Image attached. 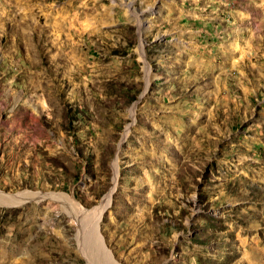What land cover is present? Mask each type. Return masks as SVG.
I'll use <instances>...</instances> for the list:
<instances>
[{
	"label": "rangeland",
	"instance_id": "obj_1",
	"mask_svg": "<svg viewBox=\"0 0 264 264\" xmlns=\"http://www.w3.org/2000/svg\"><path fill=\"white\" fill-rule=\"evenodd\" d=\"M0 194V264H264V0H0Z\"/></svg>",
	"mask_w": 264,
	"mask_h": 264
},
{
	"label": "bare ground",
	"instance_id": "obj_2",
	"mask_svg": "<svg viewBox=\"0 0 264 264\" xmlns=\"http://www.w3.org/2000/svg\"><path fill=\"white\" fill-rule=\"evenodd\" d=\"M27 194V193H26ZM24 197V199H25V197L26 196H22V195H20V196H18L17 195V197H7V196H4V195H2V194H0V205H2V206H8V205H13L14 204V202L15 201H17L18 199H21L22 200V198ZM28 197V196H27ZM105 206V205H104ZM104 206H103V208H104ZM71 208H72V206H71ZM72 210V209H71ZM76 212V210H73L72 211V213H75ZM78 213V212H77ZM92 236H94V235H92ZM91 239V238H90ZM93 241V240H92ZM84 242V241H83ZM90 244H92V243H90ZM84 246H85V244H84ZM86 247V246H85ZM88 249V248H87ZM91 250H92V248H91ZM94 250V249H93ZM95 252V251H94ZM96 252H98V251H96ZM103 252V251H102ZM99 254V253H98ZM93 256V255H92ZM100 256V255H99ZM105 258V257H104ZM93 261V260H92Z\"/></svg>",
	"mask_w": 264,
	"mask_h": 264
},
{
	"label": "water",
	"instance_id": "obj_3",
	"mask_svg": "<svg viewBox=\"0 0 264 264\" xmlns=\"http://www.w3.org/2000/svg\"><path fill=\"white\" fill-rule=\"evenodd\" d=\"M40 198V197H39Z\"/></svg>",
	"mask_w": 264,
	"mask_h": 264
}]
</instances>
